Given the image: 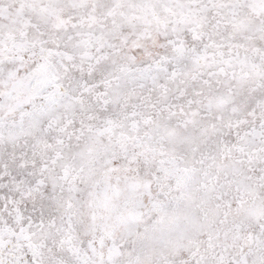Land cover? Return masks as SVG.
Wrapping results in <instances>:
<instances>
[{"label": "snow or ice", "instance_id": "obj_1", "mask_svg": "<svg viewBox=\"0 0 264 264\" xmlns=\"http://www.w3.org/2000/svg\"><path fill=\"white\" fill-rule=\"evenodd\" d=\"M0 264H264V0H0Z\"/></svg>", "mask_w": 264, "mask_h": 264}]
</instances>
